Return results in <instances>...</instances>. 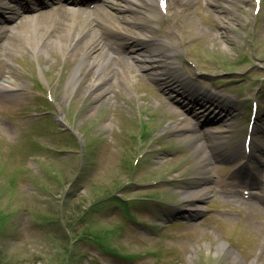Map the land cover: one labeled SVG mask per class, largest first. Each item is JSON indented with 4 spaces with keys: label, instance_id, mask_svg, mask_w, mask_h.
Segmentation results:
<instances>
[{
    "label": "rangeland",
    "instance_id": "rangeland-1",
    "mask_svg": "<svg viewBox=\"0 0 264 264\" xmlns=\"http://www.w3.org/2000/svg\"><path fill=\"white\" fill-rule=\"evenodd\" d=\"M21 1L22 17L54 6ZM211 1L182 13L168 0L162 81L126 71L105 97L89 81L66 90L72 55L33 53L21 28L15 51L0 39L13 85L0 91V264H264V214L244 204L254 191L264 208V0ZM11 15L0 9V28ZM201 187L211 196L191 212Z\"/></svg>",
    "mask_w": 264,
    "mask_h": 264
},
{
    "label": "bare ground",
    "instance_id": "bare-ground-1",
    "mask_svg": "<svg viewBox=\"0 0 264 264\" xmlns=\"http://www.w3.org/2000/svg\"><path fill=\"white\" fill-rule=\"evenodd\" d=\"M35 1L37 4L35 10L39 11L44 6L58 3L59 0ZM93 1H87L86 9L76 8V6H86L83 1L69 0V6L55 5L51 10L41 11L38 15L22 17L20 9L25 6L22 1L13 0L8 3L6 0H0V8L10 10V14H12L9 18L10 21L16 20V23L8 27L7 30L0 28V39L9 40L10 44L15 42L14 37L7 34L9 31L21 28L19 33L21 37L18 41L33 53L38 54L56 49L66 55H72L74 71L68 80L66 90L89 81L90 89L87 92L99 93V97L110 96L112 90L107 85L112 82L116 84L117 79H120L126 71L130 74L147 71L150 80L153 82L162 81L159 78L162 74L157 72L154 62L156 57L162 55L171 60V53L168 48L164 49L163 44L156 37L167 36L169 32L167 29L159 30L155 26L160 19L162 10L168 13L171 9L170 4H166L168 0H104L103 5H93ZM201 1H208L210 5H213L211 0H176L177 6L175 7L179 9L183 7L181 12L184 13V8H191ZM47 2L52 3L48 4ZM126 11L131 12L132 15L123 14ZM20 19L22 21L17 22ZM187 20L191 21L190 18ZM193 26V30H196V25ZM113 35L117 37L123 35L125 42L113 39ZM15 43L17 46L15 45L14 51L19 45L18 42ZM127 44L130 45V50H126L128 56L122 51ZM12 86L7 80L1 81L0 91L10 89ZM182 92L185 91L182 90ZM178 93L181 95V92ZM182 95L184 96V94ZM10 96L5 97L10 98ZM78 96H81L80 91ZM181 122L176 123L174 127H180L181 131L195 132L194 139L201 138L197 123L188 122L181 126ZM199 148L203 150L205 147L200 145ZM210 159V156H206L203 160L206 169L204 174H201L200 180L201 184L205 182L204 185L211 178L209 175L212 169L208 165L211 163ZM203 188L187 194V197L192 199L191 212L201 208V202L211 196V191L208 188ZM254 194L255 192H252L250 200L243 197L246 200L244 204L256 213L264 214L263 207L257 205L255 200L251 202ZM236 197L233 195L237 202L238 200L242 201L241 197L238 195Z\"/></svg>",
    "mask_w": 264,
    "mask_h": 264
},
{
    "label": "snow or ice",
    "instance_id": "snow-or-ice-1",
    "mask_svg": "<svg viewBox=\"0 0 264 264\" xmlns=\"http://www.w3.org/2000/svg\"><path fill=\"white\" fill-rule=\"evenodd\" d=\"M163 6V5H162Z\"/></svg>",
    "mask_w": 264,
    "mask_h": 264
}]
</instances>
